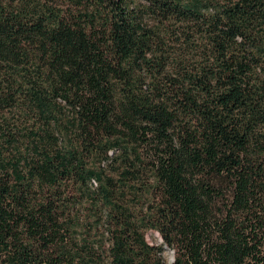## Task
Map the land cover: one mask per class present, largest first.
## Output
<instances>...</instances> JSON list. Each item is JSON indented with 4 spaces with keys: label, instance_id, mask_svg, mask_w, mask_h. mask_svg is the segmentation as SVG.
Here are the masks:
<instances>
[{
    "label": "trees",
    "instance_id": "1",
    "mask_svg": "<svg viewBox=\"0 0 264 264\" xmlns=\"http://www.w3.org/2000/svg\"><path fill=\"white\" fill-rule=\"evenodd\" d=\"M0 264H264V0H0Z\"/></svg>",
    "mask_w": 264,
    "mask_h": 264
},
{
    "label": "rangeland",
    "instance_id": "2",
    "mask_svg": "<svg viewBox=\"0 0 264 264\" xmlns=\"http://www.w3.org/2000/svg\"><path fill=\"white\" fill-rule=\"evenodd\" d=\"M146 236V240L149 244H159L161 242V238L159 237V235L156 232H152V231H148L145 234ZM164 259L166 261V263H171L172 259H173V251L171 250H166L163 254Z\"/></svg>",
    "mask_w": 264,
    "mask_h": 264
}]
</instances>
